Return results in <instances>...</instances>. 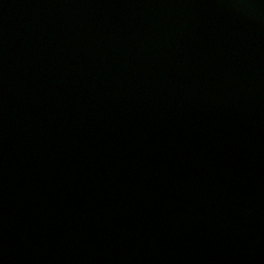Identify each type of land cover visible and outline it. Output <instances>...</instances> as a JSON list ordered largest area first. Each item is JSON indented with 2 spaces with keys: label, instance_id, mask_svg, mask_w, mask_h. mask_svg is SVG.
Listing matches in <instances>:
<instances>
[{
  "label": "water",
  "instance_id": "1",
  "mask_svg": "<svg viewBox=\"0 0 264 264\" xmlns=\"http://www.w3.org/2000/svg\"><path fill=\"white\" fill-rule=\"evenodd\" d=\"M0 264H264V0H0Z\"/></svg>",
  "mask_w": 264,
  "mask_h": 264
}]
</instances>
